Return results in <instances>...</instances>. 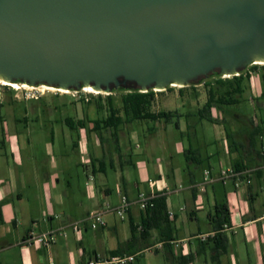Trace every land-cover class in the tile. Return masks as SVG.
Listing matches in <instances>:
<instances>
[{
  "label": "crops",
  "instance_id": "obj_1",
  "mask_svg": "<svg viewBox=\"0 0 264 264\" xmlns=\"http://www.w3.org/2000/svg\"><path fill=\"white\" fill-rule=\"evenodd\" d=\"M247 74V80L244 82V87L248 90L246 99L250 104H256L259 110L254 112V115L231 112L233 121L244 123L241 127L233 126L225 131V143L221 149L206 153V159L215 161H208L207 165L213 174L221 167L240 168L257 165L262 161L257 155L260 144L264 142V100L258 98L262 84L258 71L247 70ZM261 74H264V68ZM205 100L206 98H203L202 102L199 100L193 113L185 112V115L182 111L179 112L186 118L188 115L193 116L188 125H196L204 120L199 119L197 110ZM188 101L193 103L191 99L185 98L184 104L188 105ZM213 108L215 107L211 108V115ZM82 124L84 126V122ZM256 126L259 131L255 135ZM127 130L125 125L120 126L116 137L113 138L111 130L101 129L98 139L93 130L84 131L81 127L72 129V150L87 154L88 157L82 170L86 176L84 196L81 195L79 199L70 202H65L70 194L69 189L58 188L59 176L54 171H48L45 162H31L30 165L21 160L20 151L29 146L28 136L18 130L3 133L0 138V264H96L110 256L125 254L134 255L135 261L137 254L151 249H154L155 254L162 255L170 264H222L221 254L225 253L228 245L227 235L235 234L238 229L242 232L244 242L253 245L255 264H264V174L253 175L249 185L240 184L235 187L232 181H213L205 184L203 190H200L198 184L206 167L200 171L198 179L187 168L188 184L181 186L173 179L174 171L171 165L167 167L170 176L158 161L153 166L139 161V178L132 184L125 175L124 166L125 163L131 164L132 160L130 157H123L121 152V146L125 147L124 131ZM105 132H108V137L103 136ZM54 138L55 131L51 130V145ZM148 139H152V136L149 135ZM100 140L110 142V152L107 154L105 149L102 154ZM250 142H253L254 146H251ZM176 151L184 154L185 151L191 152V148L189 146L186 149L182 143H178ZM113 152L117 158L121 182L117 184L116 181L112 188L108 185L106 175L108 168L116 172ZM8 154L11 155V162L6 158ZM106 157L109 159L108 165L105 162ZM193 159L198 165L195 156ZM54 167L55 164L52 163L51 168ZM97 174L103 176L98 178ZM144 183L147 185L146 190L142 187ZM139 192L166 194V211L173 212L172 217H167L168 224L157 223L156 227L142 233V227L148 226V223L144 222L146 213L135 203L129 206L124 218L118 217L113 211L105 212V225L96 229H92L84 219L92 210L104 211L105 203L116 206L120 194L134 200ZM172 192L174 194L169 196ZM249 193L253 198L251 206L247 201ZM217 204H225L229 221L225 223L226 227L223 224L220 229H213L211 222ZM202 210L205 212L201 217L199 212ZM75 221L79 226L77 232L70 226ZM194 224L196 226H193ZM47 231H53L55 238L49 246L28 242L31 234L37 235ZM217 232L225 239V250L221 253L216 251L220 242L211 239L212 243L210 240ZM201 234L207 235L201 238ZM163 238L167 239L162 240ZM117 248L121 249V253L112 255L111 252ZM201 255L208 256L209 261L206 258L201 261ZM133 261L128 264H134ZM232 264H237L234 256Z\"/></svg>",
  "mask_w": 264,
  "mask_h": 264
},
{
  "label": "water",
  "instance_id": "obj_2",
  "mask_svg": "<svg viewBox=\"0 0 264 264\" xmlns=\"http://www.w3.org/2000/svg\"><path fill=\"white\" fill-rule=\"evenodd\" d=\"M264 64V0H0V81L163 91Z\"/></svg>",
  "mask_w": 264,
  "mask_h": 264
},
{
  "label": "rangeland",
  "instance_id": "obj_3",
  "mask_svg": "<svg viewBox=\"0 0 264 264\" xmlns=\"http://www.w3.org/2000/svg\"><path fill=\"white\" fill-rule=\"evenodd\" d=\"M252 65H248L247 70H252ZM254 68H256V71L260 75L264 64L255 65ZM216 76V74H209L207 77L200 78L196 84L183 87L169 85L165 90L154 94V99L149 109L152 111L169 109L170 111L176 110L178 112L182 111V113H193L199 104V100L202 102L203 98L206 97V87L203 82L205 80L213 81ZM43 85H30L32 86L31 88L16 89L0 82V138L7 131L18 130L24 132L28 136L29 146L20 151L19 156L21 160L30 165L32 164L31 162L33 164L35 162L37 164L45 162L48 171H54L58 174V188L63 189L67 187L70 191L69 197L65 199V202L68 200L69 202L71 200L75 201L81 195L84 196L85 193L86 185L84 182L86 176L82 170L84 162H86L85 159L88 156L87 154L77 153L72 150L70 138H73V131L64 123L63 118H72L75 123L78 120H82L84 126L81 128L84 131L93 130L98 135V139H100L101 129L94 130L92 126H90V129L89 124L93 119H100L107 113L104 98L106 93L83 91V88L78 91L67 90L66 92H60L59 90L45 89ZM217 88L220 91L224 89L222 86ZM127 90L130 89L118 88L109 92L114 106L120 107L121 96ZM246 97H248V90L244 87V91L238 97L239 101L237 103L219 105L213 108L212 115L216 119L214 122L201 120L196 125H188V122L193 120V116L188 115L186 118L185 113V115L173 117L168 121L134 120L121 125L128 127V133L124 131L126 138L123 140L127 148L122 145L121 152L124 154L123 157H130L132 160L131 164H124L125 175L128 176L133 184L139 178L137 165L139 161H143L149 166H153L158 161L167 172V167L172 166L174 171L173 179L176 180V183H180L181 186L188 184V181H186L187 168L198 179L200 171L204 167L211 169L207 167L208 161L209 163H215L213 159H206V153L223 147L225 143V131L230 129V127L234 126L237 128L243 126L242 123L244 122L233 121L231 112L254 115V112L259 110L257 105L250 104ZM185 98L191 99L193 103L188 101V105L186 102L184 104ZM77 127L79 128L80 126L78 125ZM51 130L55 131L54 143L52 145L49 139ZM107 133L105 132L103 136L108 137ZM149 135L152 136V139H148ZM178 143H182L186 149L190 146L191 152L178 153L176 151ZM100 145L102 154L104 149L105 152L107 151L106 154L110 152V142L108 140H100ZM114 153L112 157L114 162H116V172L108 168L106 175L108 185L112 188L116 181L118 182L117 184L121 182V173H119L120 170ZM90 154L92 155L93 153L91 152ZM194 156L198 160V165H196L195 159H193ZM197 157H200V159H197ZM6 158L10 162L12 161L10 154ZM108 160V157H106V165H108ZM189 161H194L195 164ZM52 163L55 164L54 168H51ZM168 173L170 175V172ZM101 176L103 175L97 174L98 178ZM142 187L146 190L147 185L144 183ZM173 194L174 192L169 193V196ZM204 212L205 210L200 211L199 215L202 217ZM197 225L203 226L201 223H197ZM193 226H196V224ZM227 238L228 245L226 246V251L221 254L222 264H232L233 256L237 264H255L256 256L253 245L252 243L246 244L244 242L240 229L233 235L229 233ZM205 258L209 261V257H204V255H201L200 260L204 261ZM133 262L134 264H170L162 255L155 254L154 249L137 254Z\"/></svg>",
  "mask_w": 264,
  "mask_h": 264
},
{
  "label": "trees",
  "instance_id": "obj_4",
  "mask_svg": "<svg viewBox=\"0 0 264 264\" xmlns=\"http://www.w3.org/2000/svg\"><path fill=\"white\" fill-rule=\"evenodd\" d=\"M255 65L253 64L251 67L252 70L256 71ZM263 65V64H262ZM247 69L248 66L241 71L238 75L229 76V77H221V75L216 74V78L213 81L205 80L203 83L206 87V100L204 104L197 110V115L199 119H204L210 122L216 121L214 117L211 115V108L217 107L219 105H231L235 104L239 101L238 97L241 96L244 89V82L247 80ZM262 90L260 96L258 98H262L264 100V74H260ZM214 83L216 84L214 86ZM224 87L223 91H220L217 87ZM161 91H155L149 89L145 92H141L138 89L135 90H127L124 94H122L120 99V107H116L113 104V99L111 95L108 93L104 96L106 102L107 113L104 117L100 119H94L91 121L92 128L94 130L99 129H109L111 130V135L113 138L116 137V132L118 128L126 123H130L134 120H153V121H168L173 117H179L178 111H170V110H158L152 111L149 109L150 104L153 101V96L155 93ZM100 95V94H98ZM237 95V96H235ZM64 123L71 129L77 128L79 125L82 127V121L78 120L76 123L72 118H65ZM257 126L254 127V134L258 133ZM227 135H229L227 133ZM251 146H254L253 142H250ZM260 148V147H259ZM257 155L262 159V155L260 154V150H257ZM262 162V161H261ZM259 165V164H257ZM251 165V166H257ZM250 166H243L240 168H245ZM239 168V167H236ZM264 174V168H256L252 174L259 176ZM157 194L151 199L152 206H147L143 209L146 213V218L144 219L145 223H148L147 227H142L141 232H147V230L151 227H156L157 223L168 224V213L166 211V194L164 192H156ZM248 205L251 206L253 202V198L251 194H248ZM229 216L228 211L225 204H217L215 206L214 218L212 219V228L220 229L223 224L228 223ZM209 238V237H208ZM167 239L163 238L162 240ZM210 239L214 241L220 242L216 251L219 253L225 250V239L222 237L220 232L215 233ZM121 253V249L117 248L111 252L112 255H118Z\"/></svg>",
  "mask_w": 264,
  "mask_h": 264
},
{
  "label": "built area",
  "instance_id": "obj_5",
  "mask_svg": "<svg viewBox=\"0 0 264 264\" xmlns=\"http://www.w3.org/2000/svg\"><path fill=\"white\" fill-rule=\"evenodd\" d=\"M224 77V76H221ZM84 91V90H83ZM260 154L262 155V162H260L257 166H250L245 168H235V167H221L214 174L211 169H205L203 171V178L201 182L198 184L200 190H203V186L207 183L218 181L221 183H225L227 181H232L235 187L240 186V184L249 185L252 182V174L256 168H264V142L260 144ZM156 192L145 193L139 192L134 200H129L125 194H120L119 202L116 206H110L109 203H105L104 211L100 210H92L87 216H85V220L88 221L89 226L92 229H96L97 227L104 226V213L113 211L118 217L124 218L129 209V206L132 203H135L141 210H143L147 206H152L151 199L156 195ZM168 217L173 216V212L168 211ZM72 229L77 232L79 229L78 222H72L70 224ZM224 227L226 225L224 224ZM207 234L199 235L201 238H205ZM54 232L47 231L37 235H30L27 239L28 242H33L36 244H41L43 246H49L54 241ZM134 260V255L125 254L119 256H110L105 260L98 262L96 264H128Z\"/></svg>",
  "mask_w": 264,
  "mask_h": 264
},
{
  "label": "bare ground",
  "instance_id": "obj_6",
  "mask_svg": "<svg viewBox=\"0 0 264 264\" xmlns=\"http://www.w3.org/2000/svg\"><path fill=\"white\" fill-rule=\"evenodd\" d=\"M0 82L2 84H8V85H10V86H12L13 88H16V89L31 88L32 87V86H30L28 84L18 83V82H11V83H8V82H5V81H0ZM43 86H44L43 88L48 89V90H59L60 92H66L67 91V90H64V89H59V88H55V87H51V86H47V85H43ZM82 90L88 91V92H96L91 87H84Z\"/></svg>",
  "mask_w": 264,
  "mask_h": 264
}]
</instances>
